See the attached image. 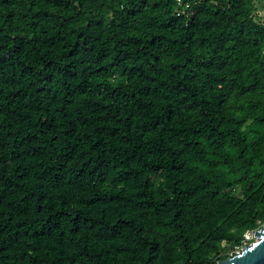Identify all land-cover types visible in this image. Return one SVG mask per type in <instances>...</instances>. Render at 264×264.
Returning a JSON list of instances; mask_svg holds the SVG:
<instances>
[{"label": "trees", "instance_id": "obj_1", "mask_svg": "<svg viewBox=\"0 0 264 264\" xmlns=\"http://www.w3.org/2000/svg\"><path fill=\"white\" fill-rule=\"evenodd\" d=\"M185 1L0 0V264H218L262 227L257 0Z\"/></svg>", "mask_w": 264, "mask_h": 264}, {"label": "water", "instance_id": "obj_2", "mask_svg": "<svg viewBox=\"0 0 264 264\" xmlns=\"http://www.w3.org/2000/svg\"><path fill=\"white\" fill-rule=\"evenodd\" d=\"M254 236L253 241L244 243L239 253L221 259L218 264H264V226L255 230Z\"/></svg>", "mask_w": 264, "mask_h": 264}, {"label": "built area", "instance_id": "obj_3", "mask_svg": "<svg viewBox=\"0 0 264 264\" xmlns=\"http://www.w3.org/2000/svg\"><path fill=\"white\" fill-rule=\"evenodd\" d=\"M177 1V9L176 13L177 15H186L188 16L190 9V2H187L185 0H176ZM256 14L260 17L261 21L264 22V0H259V2L256 3ZM245 239L246 242H251L255 239L254 232L247 231L245 233ZM244 245V244H243ZM243 246L240 247V250L237 252L239 253L241 251ZM236 254V253H235Z\"/></svg>", "mask_w": 264, "mask_h": 264}, {"label": "rangeland", "instance_id": "obj_4", "mask_svg": "<svg viewBox=\"0 0 264 264\" xmlns=\"http://www.w3.org/2000/svg\"><path fill=\"white\" fill-rule=\"evenodd\" d=\"M257 2H259V0H257ZM263 226H264V223L262 227ZM220 245L222 247L223 259L230 257L234 252L237 253L240 250L239 246H232L230 243H227V242H221Z\"/></svg>", "mask_w": 264, "mask_h": 264}]
</instances>
